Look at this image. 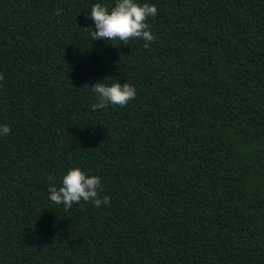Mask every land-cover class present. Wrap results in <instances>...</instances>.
<instances>
[{"label":"trees","instance_id":"trees-1","mask_svg":"<svg viewBox=\"0 0 264 264\" xmlns=\"http://www.w3.org/2000/svg\"><path fill=\"white\" fill-rule=\"evenodd\" d=\"M97 2L0 0V264H264V0H141L148 48ZM105 78L135 99L93 110ZM73 167L109 206L48 200Z\"/></svg>","mask_w":264,"mask_h":264},{"label":"clouds","instance_id":"clouds-1","mask_svg":"<svg viewBox=\"0 0 264 264\" xmlns=\"http://www.w3.org/2000/svg\"><path fill=\"white\" fill-rule=\"evenodd\" d=\"M56 14L60 15V12ZM157 15L155 4L141 3V0H114L111 6L102 2L94 3L90 11L86 12V19L94 22L90 33L92 41H119L121 45H126L129 40L138 39L144 41L143 46L148 48L156 37L147 21ZM88 88L97 101L92 106L93 110L117 105L123 107L136 97V88L133 85L128 82L121 83L115 78H105ZM10 131L7 124H0V137L9 135ZM47 181L48 200L56 205H63L65 209L82 201L90 202L97 208L102 205L107 207L111 203L108 196L100 198V177L90 175L80 167L67 169L59 179L49 175Z\"/></svg>","mask_w":264,"mask_h":264}]
</instances>
